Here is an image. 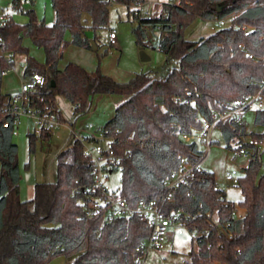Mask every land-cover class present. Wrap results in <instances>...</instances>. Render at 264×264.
<instances>
[{
    "label": "trees",
    "instance_id": "16d2710c",
    "mask_svg": "<svg viewBox=\"0 0 264 264\" xmlns=\"http://www.w3.org/2000/svg\"><path fill=\"white\" fill-rule=\"evenodd\" d=\"M50 2L53 23L39 18L36 0H12L11 9L27 21L9 18L0 24V264H53L61 255H75L68 264H138L137 248L152 235V227L138 215L111 221L86 216L87 196L82 187L92 185L95 174L79 140L58 154L56 180L36 182L33 197L21 199L19 147L14 141L17 127L9 111L10 96L2 90L7 56L14 60L20 54L25 56L23 76L44 78V84L29 93V105L56 113L61 122L66 120L58 103L60 95L74 104L76 117L89 113L97 94L127 97L102 126L100 139L109 140L123 165L120 183L111 191L126 198L130 206L159 197L166 214L182 209L180 218L185 219L187 230L203 234L192 238L198 248L189 253L191 264H264V108L256 109L254 116L261 131L249 132L245 119L225 118L216 124L229 151L246 148L252 154L235 181L242 194L238 204L245 209L243 216H233L236 204L219 186L213 170L175 189L171 200H166L165 184L183 157L196 163L203 156L200 141H186L185 136L195 135L203 120L213 121L215 115L233 108L236 99L260 89L264 0H178L163 3L151 18L133 15L141 50L150 43V33L157 32L160 50L168 62L176 60L177 65L165 76L141 72L127 82L75 62L59 67L68 44L92 47L95 32L109 24L112 3ZM145 2L116 1L129 8ZM196 17L229 19L230 25L208 37L187 40L184 28ZM26 37L44 50V61L30 52ZM39 136L47 140L52 132L42 129ZM37 138L36 133H29L31 151ZM250 139L260 145L249 144ZM76 188L78 192L73 193Z\"/></svg>",
    "mask_w": 264,
    "mask_h": 264
},
{
    "label": "rangeland",
    "instance_id": "374dc122",
    "mask_svg": "<svg viewBox=\"0 0 264 264\" xmlns=\"http://www.w3.org/2000/svg\"><path fill=\"white\" fill-rule=\"evenodd\" d=\"M167 2H178V0H146L145 5L150 7L154 13H159L163 3ZM35 7L37 15L40 18H45L48 23H53L55 12L50 0H36ZM0 8L1 11H13L9 4L1 5ZM132 9L133 6L129 8L126 4L112 3L109 7V24L107 27L98 29L95 32V40L92 42V47L83 48L68 44L63 52L64 62L73 61L79 63L89 71L100 70L119 82H127L133 74L141 72L165 76L169 68L177 65V61L171 60L168 62L166 53L156 47L158 43L157 32L150 33V43L143 48L150 59L142 60L140 55L141 48L137 43V37L133 31L137 26V21L133 16ZM229 25V19L221 22L219 20H205L196 17L184 28L183 34L185 39L196 41L202 37H208L217 30ZM110 31H114L117 36L115 44H111L108 41ZM88 35L91 38L94 37L93 31H88ZM66 37L70 41L71 36L69 32ZM24 41L27 46H30L31 53L38 60L41 61L42 55L45 59L42 48L34 45L27 37ZM14 63L17 70L3 76L2 83V90L8 92L10 95L17 93L21 88V79L24 77L25 70V56L21 54L15 56ZM109 97L113 96L95 95L89 113L76 117L74 104L64 96H58L59 107L66 121L55 128L51 138L47 140L39 136L42 128L34 117H22L14 134V141L19 147L18 159L21 171L20 197L22 200H28L33 197L36 182L56 180L57 156L75 140L69 130L70 124L73 123L78 128L87 123H93L98 128L102 127L111 118L114 113V105L108 100ZM117 97H122L124 100L127 98L123 95H118ZM256 108L257 106L254 105L245 114L244 119L249 132L262 130L260 126L257 127L254 124ZM29 133H36L38 135L34 151L30 150ZM197 133L198 131L195 135ZM213 140L214 142L205 159L206 165L210 170L215 172L217 182L226 191L228 198L235 202L237 216H243L245 209L238 204L242 198V194L241 190L235 185V181L242 174L243 167L249 159L245 154L235 155L233 151H229L226 148L225 140L219 127H216L214 130ZM199 143L203 148L201 142ZM100 144L108 147L109 140L100 139ZM226 171H235L234 179L230 180L229 184L224 181ZM103 182L110 190H116L120 183L118 172L114 171L110 174H105ZM192 238L193 235L188 230H184L181 234L178 230L171 229L165 237L163 248L160 250H150L144 259V264H191L189 253L192 248L195 250L198 248L196 240ZM74 258L75 255L69 257L61 255L53 260V264H68Z\"/></svg>",
    "mask_w": 264,
    "mask_h": 264
},
{
    "label": "built area",
    "instance_id": "2783aa9c",
    "mask_svg": "<svg viewBox=\"0 0 264 264\" xmlns=\"http://www.w3.org/2000/svg\"><path fill=\"white\" fill-rule=\"evenodd\" d=\"M109 3H116L117 0H105ZM133 15L136 17L153 16V10L147 7L145 3H139L133 6ZM5 19L0 16V24L5 23ZM222 22V21H221ZM116 34L114 31L109 32V41L111 44L116 43ZM149 44V43H148ZM161 49V44L156 46ZM8 67L3 71V76L11 71H16L17 67L14 60L7 56ZM44 84V78L40 74H34L31 77H24L21 80L20 90L10 96L9 111L14 116V125L17 127L23 116L34 117L41 128L47 132H53L55 128L59 127L62 122L58 115L50 111H41L40 109L33 108L28 103L29 93L36 87ZM257 108H264V78L261 82V87L256 93L246 94L234 102V107L221 115H215L213 121L203 120V127L196 135H186V141L193 138L198 139L203 145V156L196 163H190L183 157L180 161L179 167L166 181L167 196L166 200H171L172 192L182 186L189 184L197 174L207 172L209 169L205 166V159L211 149L213 143V135L216 124L218 121L225 118H236L242 120L245 118L247 111L251 110L253 106ZM72 137L79 140L84 147V154L89 157L93 164V172L95 174V181L92 185L82 187V191L86 194V204L84 211L87 217L95 218L102 216L108 221L117 217H129L138 215L144 218L147 223L152 227V235L142 241L137 250L140 252L138 264H144V259L148 252L152 249L160 250L164 246V240L167 233L171 229L178 230L183 233L187 230L185 219L180 218V214L184 211L182 209L166 214L162 208L161 200L159 197L152 199H142L137 205L130 206L127 199L118 193L112 192L107 185L103 182L105 174H110L117 171L119 177H122L123 165L122 158L116 155L108 145L102 146L99 139L103 136V128H96L93 123H87L82 127H75L69 125ZM249 144L260 145L258 140L250 139ZM235 155L245 154L248 159L252 158V154L246 149L241 148L233 151ZM235 171H226L225 179L233 180ZM218 186L215 187L217 189ZM79 188L74 189L73 193L78 192ZM233 216L237 215V211H233ZM203 235L193 234V238ZM231 235V233H229Z\"/></svg>",
    "mask_w": 264,
    "mask_h": 264
},
{
    "label": "crops",
    "instance_id": "0c3cea01",
    "mask_svg": "<svg viewBox=\"0 0 264 264\" xmlns=\"http://www.w3.org/2000/svg\"><path fill=\"white\" fill-rule=\"evenodd\" d=\"M11 1L12 0H0V6L1 5H4V4H9V5H11ZM27 8H30V6L28 5V4H26L25 5ZM2 7H4V6H2ZM1 9V8H0ZM34 9L36 10V7L34 6ZM37 12V11H36ZM14 11H11V12H7V11H5V10H3V11H1L0 10V16L1 17H3L5 20H8L9 18H14L15 20H17V21H19V22H26L27 21V17L25 16V15H19V14H17V13H15ZM40 18V17H39ZM55 20V19H54ZM54 22V21H53ZM108 41H109V39H108ZM32 42V41H31ZM110 42V41H109ZM24 43H25V41H24ZM25 45H27L26 43H25ZM28 47H29V49H30V52H31V48H30V46L28 45ZM44 56H45V53H44ZM41 61L44 59L43 58V55L41 56ZM64 56H63V58H62V61H60V63H59V67L60 68H64L69 62H73V61H66V62H64ZM45 60V59H44ZM43 60V61H44ZM76 63V62H75ZM79 64V63H78ZM81 65V64H80ZM82 66V65H81ZM84 67V66H83ZM136 75V73L135 74H133L132 76H131V78L130 79H132L134 76ZM24 78V77H23ZM22 78V79H23ZM21 79V80H22ZM4 92V91H3ZM4 93H6V94H9L8 92H4ZM105 95H107V96H113V97H109V101H110V103L112 104V105H114V113H115V110H116V108L122 103V102H124V98H122V97H117L118 95H108V94H105ZM9 96H12V94L10 95L9 94ZM112 98V99H111ZM114 113L112 114V116H111V118L113 117V115H114ZM110 119V118H109ZM108 121V120H107ZM106 121V122H107ZM105 122V123H106ZM74 126H75V124H74ZM76 127V126H75ZM258 127V126H257ZM205 166L208 168V169H210L207 165H206V162H205ZM224 181L226 182V183H230L231 181L230 180H226L225 179V177H224ZM220 186V185H219ZM221 187V186H220Z\"/></svg>",
    "mask_w": 264,
    "mask_h": 264
},
{
    "label": "water",
    "instance_id": "95a60500",
    "mask_svg": "<svg viewBox=\"0 0 264 264\" xmlns=\"http://www.w3.org/2000/svg\"><path fill=\"white\" fill-rule=\"evenodd\" d=\"M140 55H141L142 60L150 59V57L146 54V52L143 49L140 51Z\"/></svg>",
    "mask_w": 264,
    "mask_h": 264
}]
</instances>
